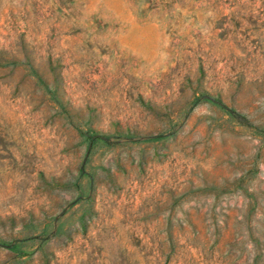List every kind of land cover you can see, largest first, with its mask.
Here are the masks:
<instances>
[{
    "label": "rangeland",
    "instance_id": "1",
    "mask_svg": "<svg viewBox=\"0 0 264 264\" xmlns=\"http://www.w3.org/2000/svg\"><path fill=\"white\" fill-rule=\"evenodd\" d=\"M0 264H264V0H0Z\"/></svg>",
    "mask_w": 264,
    "mask_h": 264
}]
</instances>
